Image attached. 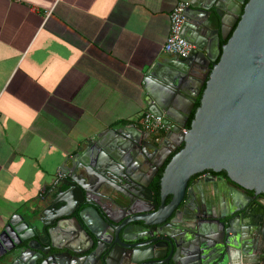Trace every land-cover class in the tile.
<instances>
[{
	"label": "water",
	"instance_id": "water-1",
	"mask_svg": "<svg viewBox=\"0 0 264 264\" xmlns=\"http://www.w3.org/2000/svg\"><path fill=\"white\" fill-rule=\"evenodd\" d=\"M190 22V55L146 79L169 129L79 152L0 230L3 264H264V0H193Z\"/></svg>",
	"mask_w": 264,
	"mask_h": 264
},
{
	"label": "crops",
	"instance_id": "crops-1",
	"mask_svg": "<svg viewBox=\"0 0 264 264\" xmlns=\"http://www.w3.org/2000/svg\"><path fill=\"white\" fill-rule=\"evenodd\" d=\"M178 1L0 0V230L111 129H144Z\"/></svg>",
	"mask_w": 264,
	"mask_h": 264
},
{
	"label": "built area",
	"instance_id": "built-area-1",
	"mask_svg": "<svg viewBox=\"0 0 264 264\" xmlns=\"http://www.w3.org/2000/svg\"><path fill=\"white\" fill-rule=\"evenodd\" d=\"M188 4V1H178L169 13V33L162 47L163 52L168 55L186 58L194 48V45L183 35L185 10ZM141 123L143 128L150 132L155 130L166 131L169 129L162 116L150 111L143 113ZM182 132L186 133L187 128H182ZM61 176L59 174V177Z\"/></svg>",
	"mask_w": 264,
	"mask_h": 264
},
{
	"label": "trees",
	"instance_id": "trees-1",
	"mask_svg": "<svg viewBox=\"0 0 264 264\" xmlns=\"http://www.w3.org/2000/svg\"><path fill=\"white\" fill-rule=\"evenodd\" d=\"M199 104V97L197 98L196 102H195V106H194V109L191 113V115L189 116V120L187 122V126H189L190 124V120L193 118V113H194V110L195 108L198 106ZM181 148V147H180ZM169 158L166 160V163L168 162ZM165 163V164H166ZM164 164V165H165ZM162 170H163V167L159 169L158 173L156 174V176L153 178L151 184H150V188L152 189L153 193H154V196L158 197V193H159V181H160V177H161V174H162Z\"/></svg>",
	"mask_w": 264,
	"mask_h": 264
},
{
	"label": "flooded vegetation",
	"instance_id": "flooded-vegetation-1",
	"mask_svg": "<svg viewBox=\"0 0 264 264\" xmlns=\"http://www.w3.org/2000/svg\"><path fill=\"white\" fill-rule=\"evenodd\" d=\"M181 147V146H180ZM179 147V148H180ZM178 148V149H179ZM159 171V170H158ZM158 173V172H157ZM211 175H214V176H216V178H218L219 176H221V175H225V173L222 171V172H219V173H216V174H213L212 172H209V171H204V172H201V173H199V174H197V175H195V176H193L192 178H191V180L192 179H197V178H207V177H210ZM156 176V175H155ZM154 176V177H155ZM226 180V185H228L229 187H234V188H238V186L237 185H235L234 183H232V182H230L227 178L225 179ZM152 182V181H151ZM151 184V183H150ZM150 186V185H149ZM246 192V191H245ZM246 194H249V195H251L252 194V192H250V191H247L246 192ZM168 200V199H167Z\"/></svg>",
	"mask_w": 264,
	"mask_h": 264
}]
</instances>
